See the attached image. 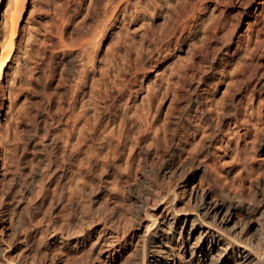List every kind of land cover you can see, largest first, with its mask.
Instances as JSON below:
<instances>
[{
	"label": "bare ground",
	"instance_id": "1",
	"mask_svg": "<svg viewBox=\"0 0 264 264\" xmlns=\"http://www.w3.org/2000/svg\"><path fill=\"white\" fill-rule=\"evenodd\" d=\"M119 1L121 5L129 2V0ZM198 1L202 4L205 1L206 7L219 2V0ZM238 1L244 3L245 7L255 6L253 21L248 23L245 32L230 38L227 36L228 39H224L221 43L219 55L216 52L217 56L213 54L215 57L202 59V67L194 62L178 77L172 89L173 100L167 116L169 123L164 126L163 139H153V143L148 148L142 145L144 137L138 134L136 138L134 137L133 148L140 151L138 154L140 159L134 175L137 179L133 177V181L137 183L130 184L126 188L122 202L113 209L111 217L106 219L98 200L108 187L105 178L110 174V167L111 169L115 167L114 161L110 162L109 158L103 159L105 162L102 168H99L100 174H97L98 170H95L98 168L97 164L94 166L90 160H87L91 167L89 173L94 176L96 182L95 189L85 188L76 200L73 196L70 201L66 199V190L64 191L61 185L62 179L74 166L77 156L81 154L80 146L83 143H95L99 140L112 142L111 138H117L115 142H119L117 140L121 142L125 134L127 137L130 135V130L127 129L124 133L122 127L128 128L135 120H147L148 114H144V117L137 116V110L132 111L133 108L129 111L124 110L123 105H120L121 100L130 90L128 83L121 82L122 86L118 91L112 90V86L103 91L102 82L100 88L97 86L99 80L95 81V73L92 74V78L90 77L89 65L96 60L92 49L95 46L97 48L99 40L106 39L104 35L110 26L108 20L103 19L106 17L109 0H90V5L80 21H77V18L82 12L78 9L82 7L84 0H68L67 4L75 5L78 13L67 16L66 12V16L63 15L64 18L60 19L61 22L56 27L52 48L44 47V53L47 51L46 59L41 66L36 67L41 74L40 80L43 81V86L37 87L38 91L35 90L45 94L47 100L45 99L44 106L41 104L43 107L39 106L40 113L37 114L38 117L36 113L34 114L35 119L32 120V124L36 130L42 126L45 135L42 132L44 135L42 137H39L40 135L33 139L29 137V140L35 141L32 146L41 144L42 148L38 150L33 147L37 155L35 157L37 166L29 177V188L25 197L28 209L26 208L25 217L32 226L30 232L27 228V241L38 238L37 244H40L38 247L41 251L36 249L34 242L26 243L23 264H58L54 259L58 257H54L51 252V246L56 243L60 244L61 250L70 251L67 260L60 253V264H264V0ZM12 2L8 4L11 8L8 16L5 15L7 18L4 16L7 19L4 23L10 25H7L10 31L5 33L4 37L0 35V100L4 73L13 57L17 22L24 8V5L20 7V0ZM1 6L0 1V9ZM183 23L184 21L175 24L183 25ZM217 25L218 29L224 26V24ZM7 26L5 29L8 28ZM177 31L173 27L170 31H163L164 35H156L152 42L153 49L158 51L164 39H167L164 41L166 44H170L174 39L178 44L180 41L176 40ZM242 51L245 55L240 58ZM58 65L64 69L60 71V76ZM134 67L135 70L137 67ZM232 68L233 71L230 73L229 70ZM135 71L137 73V70ZM90 72L92 73L91 70ZM228 72L229 82L221 100L209 101L210 81L219 77L222 84L223 79L228 77ZM106 75V71L103 72L105 78ZM57 77L60 79V82H57L58 85L60 84V92L58 91L60 95L51 92L54 88H50L51 91L48 89L56 82ZM87 88L90 91L87 92ZM248 94L250 97L261 99L256 113L252 116L244 114L248 109L245 108L243 99ZM56 96H59L60 101H57L59 103L54 110L52 102L54 103ZM88 96L90 97L87 100ZM67 105L68 109L65 107ZM78 105H81V111L78 108L80 113L77 114V111V116L74 117L76 120L72 118L81 123L82 128L80 127L81 131H78L73 151L66 152L68 154L65 156L63 153L64 158L61 159L63 156L59 157V139L55 132L65 124V117L69 115L67 113L73 116L72 112H76L75 108ZM1 108L2 103L0 110ZM152 108L153 106L149 105L148 112ZM121 110H124L122 116ZM113 116L115 119H121L120 130L116 135L117 131L114 133L115 128H113L111 132L109 131L110 135L107 136L109 134L107 133L105 136L108 126L117 123ZM105 120L107 125L102 127L104 131L102 130L99 137H92V134L99 135V128L103 126ZM32 124L30 127H34ZM234 125L237 130L242 128L241 130L245 132L241 134L240 129L238 133L235 130V132L231 131V135L234 136H231L227 143L233 144L235 141L240 162L246 159L243 152L247 151L249 157L251 156L249 164L246 163L247 159L245 160L246 165H249L248 169L250 168V174H247L248 187L245 183L247 175L243 178L244 174H242L241 184H237L235 179L230 180L228 174L223 176L215 163L217 146L225 141L226 131L232 130L231 127ZM146 126L148 128L151 123L147 121ZM69 139L70 136L67 137V140ZM231 146L228 147L232 149ZM150 147L153 148V152L149 150ZM112 152L111 154L115 153L116 156L118 151ZM152 153L157 157L155 162L154 159L153 162L149 160ZM4 179L6 180V172L0 166V184ZM54 183L60 184L61 191H50ZM205 187L208 189H204ZM49 192L52 195L49 206L57 200L64 209L67 206L63 205L64 199L69 201L70 216H66L65 223H61L59 218L58 224L46 215L49 218L47 219L44 214L36 219L42 212L41 203L48 197ZM5 203L7 200L1 193L0 219L6 212ZM92 204L96 205V209L92 208ZM14 207L17 205L12 208ZM12 208L9 210H13ZM54 215L56 218V214ZM95 224H101V228L91 229ZM94 233L98 236L92 242L91 237ZM1 242L2 240H0V264H16L5 256L6 249L1 246ZM89 242H92L91 246ZM6 243L7 249L12 246L9 241ZM88 246L91 257L86 261V254L89 256ZM83 251L85 253L78 256Z\"/></svg>",
	"mask_w": 264,
	"mask_h": 264
},
{
	"label": "rangeland",
	"instance_id": "2",
	"mask_svg": "<svg viewBox=\"0 0 264 264\" xmlns=\"http://www.w3.org/2000/svg\"><path fill=\"white\" fill-rule=\"evenodd\" d=\"M0 1L2 4L0 9V35L1 37H4L10 31V27H8L10 25L5 24L4 21H7L6 16H8L11 8L8 4L13 0ZM119 2V0H109L107 3V13L106 17H103V19L108 20L110 26L107 33L104 35L106 36V39L99 40L97 48L96 46L93 47V54L96 56L94 59L96 60L95 62H92L93 67L92 65H89L91 68L89 67L90 69L88 70L91 78L93 77L92 74L95 73L94 77L96 78L94 79L96 82L99 80V84L97 83L99 88L101 82L103 83V87H101L103 91H105L107 87L111 88V86L112 90L118 91L122 86V84H120L121 82L124 81L126 84L128 83L127 85L130 90L121 100L120 105H123L124 110L129 111L131 108H133L132 111L137 110V116L142 115L144 117V114H148V118L147 120L141 121L135 120L129 124L128 128L123 126L122 131L126 133V130L128 129L130 130V135L127 137V134H125L124 139H122L121 142L120 140H117L119 142H115L117 138H111L112 142L110 140L106 141L107 143L105 140H99L95 143H83L80 146L82 149L81 154L77 156L74 166L67 171L66 176L62 179L61 183L64 191L66 190V199L70 201L73 196L76 200L77 197H79V193H82L85 188L88 190L92 188L95 189L96 182L95 179H93L94 176L89 173V168L91 167H89L90 164L87 163V160H90V163L94 166L97 164L96 166L98 168H95V170H98L97 174H100L99 168L102 166L103 162H105L103 159L108 160L109 158L110 162L114 161L115 167L112 169L110 167V174L105 178L108 187L103 191V195H101V198L98 200L100 201L106 219L111 217L114 211L113 209L118 207L122 202L121 199L126 188L130 186V184L135 185L137 183L133 180L135 178L137 179L134 175L136 174V166L140 159L138 156L140 151L137 150V148H133L132 144L134 141L132 142V140L138 135H141L144 137L142 145L149 148L153 143V139H163L164 126H167L169 123L167 116L169 115V109L173 100L172 89H174L178 77L194 62H197L200 67H202V59L205 57L212 58L214 55H219L222 41L231 36H236L239 33L245 32L248 25L253 21L255 10V6L252 5L249 7L246 5L245 7V4L238 0H219L217 4L208 7L205 6V1L202 4L198 0H129L127 4L122 5ZM67 3L68 0H20V7H22L21 5H24V8L21 10V18L17 22L18 29L15 36L13 57L8 65L9 67L5 70L2 80L0 100V103H2V108L0 110V166L2 170L6 172V180L4 179L5 181L3 180L0 184V194L2 193L4 195L7 203H5L4 208L6 212L1 216L3 220L0 219V240L4 243L1 242V246L6 249V252L4 253L5 256L8 259H12L16 264H23L25 245L34 242L33 244H35L36 249L41 251V248H39L40 244H37V242H39L38 238L28 239L27 241L26 236L28 235V231H31L32 226L25 217L28 209L25 197L28 193L29 177H31L32 170L37 166L35 158L37 155L34 148L36 147L38 150L42 148V146H40L41 144H36L35 147L32 146L35 141L29 140V137L30 139H33L39 135V137H42L43 134L45 135L42 126H40L41 129L38 127V130H36V127L32 124V120L35 119L34 114L36 113L37 115L40 113V107L44 106V101L46 99L45 94L37 92L39 90V88L37 90V87L43 86V81L40 80L41 74L36 67L41 66L46 59L47 51L44 53V47L48 49L52 48L51 46L55 41V33L57 31L56 27H58V24H60L62 18H64L63 15L66 16L65 13L67 12V16H71L80 11L82 12V15L77 18V21H80L90 5V0H84L82 7L78 9L77 12L75 10V5ZM117 6H119L118 9ZM173 16L174 20L172 21ZM182 21H184L183 25L175 24L181 23ZM213 24H215V26L212 27ZM217 24H224V26L221 28L219 27L218 29L216 27L218 26ZM5 25H8V28H6L8 31L5 29ZM173 27L176 31L178 30L176 32L178 36V38L176 37V40H179L180 42L177 44L174 39L170 44H166L164 41L167 39H164V41L160 43L161 47H159V50H154V43L152 42L155 40L156 35H164L163 31H170ZM247 32H249V30ZM227 36L229 37L227 38ZM152 50L154 51L151 52ZM244 55V51H242L240 53V58ZM147 56L150 57L147 58ZM145 57L147 59H145ZM134 66L137 67L135 69L137 70V73L133 69L135 68ZM57 69L59 71L58 75L60 74V71L64 70L60 65L57 66ZM105 71L107 74L106 78L103 76V72ZM229 71L231 73L233 68ZM134 72L135 74L133 75ZM230 73L228 72V77L223 79L222 84L219 77L210 81L209 101L218 102L221 100L226 84L229 82ZM57 82H60L59 78L54 84L50 85L48 89L51 91L50 88H54L56 92L54 89L51 92L60 95V84L58 85ZM89 88L91 87L89 86ZM89 88L86 89L87 92L90 91L88 90ZM49 91L48 93H51ZM92 95L93 94H91V96ZM89 97L90 96L87 97V100ZM58 98L59 96L55 97V105L52 102L54 110L58 106L56 105L59 103L57 101H60V98ZM243 102L245 103V108L248 109V114L246 112L244 114L252 116V114L256 113L257 108L261 103V99L256 98L255 96L250 97L248 94L243 99ZM41 104L43 106H41ZM149 105H152L153 108L148 112L147 109ZM65 107L66 109L69 108L68 105ZM76 108H79L81 111V105H78ZM76 108V112L71 111L72 114L74 113L73 116L71 113H67L69 115L65 117V124L59 127V130L55 132L59 139V142L57 141L59 143L58 147H60L58 148L60 149L58 150L60 151L58 152L60 155L59 157H61V155L63 156V153L65 156L73 151V146L77 142V134L81 131V123L75 121L76 118H74L77 116V111V114L80 113L79 109L77 110ZM124 110H121V116L124 113ZM131 114L132 112H130V115ZM114 120H117V123L108 126V130L104 134L105 136L107 133H109L107 136L110 135V130L113 128H115L113 129L115 130L114 133L117 131L115 134L118 135V131L120 130L119 121L121 119L119 118L118 120L114 118ZM107 121L110 120L107 119ZM107 121L105 120L103 126L99 128V135L92 134V137L100 136L104 129H102V127L107 125ZM147 121L148 123H151V126L148 128L146 126ZM31 124L34 127H30ZM231 129L232 130L226 131L227 136L225 137V141L219 143L217 146L216 167H219L223 176L228 174L230 180L235 179L237 184H241L242 176L243 178L247 177L245 183L246 187H248L249 175L247 174H250V168L248 169L249 165H246V163L249 164L251 162V156L249 157V152H243V155H245L244 159L246 158L247 161L245 163L246 159H242L240 162L237 155L238 151L234 145L236 144L235 141L233 144L227 143L228 139H231L234 136L231 135V131H236V133H238V130L240 129L239 131L241 134L245 131L241 130L242 128L237 130L235 125L232 126ZM139 132L141 134H139ZM67 133H69L68 136ZM104 135L102 137H104ZM69 136L70 139L67 140V137L69 138ZM61 138L66 141H63ZM29 141L31 143H26ZM103 143L104 145H101ZM111 144H114V148ZM115 144H117V146ZM228 146H231L232 149ZM112 150H114L113 152H116V150L118 151L116 152V156ZM149 150L153 152L152 147H150ZM97 154H99L98 157ZM260 154L263 157V154ZM105 155L108 157L105 158ZM64 156L61 157V159L64 158ZM156 158V155L152 153L149 160L155 162L157 160ZM240 164L242 166L244 165V167ZM54 184H52L50 191H61L60 184H56V186L58 185L57 187ZM204 189L207 190L208 187H205ZM210 195L212 198L213 194L211 193ZM47 196V200L45 199L46 202L45 200L43 203L40 201L43 208L41 210L42 212L37 215L38 217H36V219L41 218L42 214H44L45 216H50L49 218H53L52 220L57 222L60 218L61 223H63L66 216H70V210L68 209L69 201L64 199L65 203L63 202V205L65 204L67 206L62 209L59 205L60 203L55 200L53 204L55 206L53 207V205L49 206V202L52 200L50 192ZM16 205L17 207L12 208ZM11 208L13 210L10 211L9 209ZM92 208L96 209V205L92 204ZM47 210H51L49 213L53 212L57 217L54 218L55 215L53 213H47ZM48 217L47 219H49ZM28 223L31 227H29ZM100 225L101 224H95L91 229H99L101 228ZM96 236H98V234L94 233L91 237L92 242L97 239ZM36 239L37 241H35ZM8 241L12 246L7 249L6 242ZM91 243L89 244L90 246ZM59 245V243H56L51 246V252L54 257H58L54 258L58 264H60V253H62L63 258L66 260L69 258L68 255L70 254V251L68 250L62 249V251L60 248L61 246ZM90 246H88V255L90 254ZM84 253L85 251L81 252L78 256L83 255ZM85 257H87L85 260L89 261L91 255L87 256L86 254Z\"/></svg>",
	"mask_w": 264,
	"mask_h": 264
}]
</instances>
